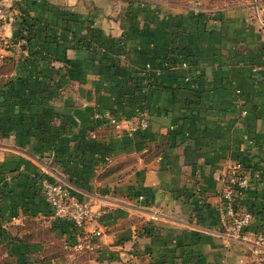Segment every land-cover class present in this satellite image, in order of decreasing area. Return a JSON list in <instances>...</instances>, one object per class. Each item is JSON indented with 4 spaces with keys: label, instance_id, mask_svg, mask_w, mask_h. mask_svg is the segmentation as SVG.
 <instances>
[{
    "label": "crops",
    "instance_id": "crops-1",
    "mask_svg": "<svg viewBox=\"0 0 264 264\" xmlns=\"http://www.w3.org/2000/svg\"><path fill=\"white\" fill-rule=\"evenodd\" d=\"M0 1L8 39L18 9L35 25L28 48L0 50V264H264L220 214L239 163L235 210L247 233L264 230V30L250 0ZM68 28L96 54L62 40ZM103 113L147 127L128 134ZM44 178L101 211L85 227L101 232L93 249L63 247L74 229L51 217Z\"/></svg>",
    "mask_w": 264,
    "mask_h": 264
},
{
    "label": "built area",
    "instance_id": "built-area-1",
    "mask_svg": "<svg viewBox=\"0 0 264 264\" xmlns=\"http://www.w3.org/2000/svg\"><path fill=\"white\" fill-rule=\"evenodd\" d=\"M250 4L252 19L259 28L264 30V3L261 0H250ZM10 15V9L5 8L0 1V50H7L12 45L9 41L10 38L8 39L2 30V25ZM1 57L2 55H0V60ZM184 65L181 63L182 67ZM99 117L115 128L124 127L128 134L144 131L147 127L144 115L134 119L121 120L110 113H103ZM248 183V175L241 170L240 164L236 163L228 173L221 190V219L222 223L228 226L230 235L250 244L255 251H264V230L247 233L246 227L250 220V214L248 212L238 213L234 207L236 195L241 189L246 188ZM40 186L44 200L50 208L51 217L55 220L67 221L74 229L75 242L73 244L65 243L63 247L73 250L93 249L92 240L101 232L95 228L86 232L85 227L94 222L101 211L93 210L87 200L71 195L66 184L61 180L44 178Z\"/></svg>",
    "mask_w": 264,
    "mask_h": 264
},
{
    "label": "trees",
    "instance_id": "trees-1",
    "mask_svg": "<svg viewBox=\"0 0 264 264\" xmlns=\"http://www.w3.org/2000/svg\"><path fill=\"white\" fill-rule=\"evenodd\" d=\"M16 22H17L16 27L14 29L15 34L12 36V38L9 39V41L11 44L16 43L20 48H28L29 42L34 35V29H35L34 22L30 21V18L28 16V13L26 12V10H21V9H18ZM41 27L44 28L42 25H41ZM64 30L67 31L66 34L68 36H67V39L65 37L62 40H66L69 46H72V47L90 46L92 48V50L94 49L93 53H95V49L98 50V48H95V46L93 47L91 38H86L81 33L75 32L74 30H71L69 28L64 29ZM86 31L90 32V28L86 27ZM92 35L93 34L90 33V37ZM11 46H9L7 48V50L11 51ZM106 49H109V47H107ZM107 52H109V51H107ZM6 58H7L6 55H3L1 57L2 61L5 60ZM109 60H113L111 56H109ZM108 66L109 67L110 66H116V62H112V63L110 62V64ZM5 85H6V82L4 83L3 81H0V90H2V88ZM49 180H53V179H49Z\"/></svg>",
    "mask_w": 264,
    "mask_h": 264
},
{
    "label": "rangeland",
    "instance_id": "rangeland-1",
    "mask_svg": "<svg viewBox=\"0 0 264 264\" xmlns=\"http://www.w3.org/2000/svg\"><path fill=\"white\" fill-rule=\"evenodd\" d=\"M251 251L253 252V254L255 255V256H264V251H258V250H256L257 252H254V250L251 248ZM256 253V254H255ZM264 262V261H263ZM254 263V262H253Z\"/></svg>",
    "mask_w": 264,
    "mask_h": 264
}]
</instances>
